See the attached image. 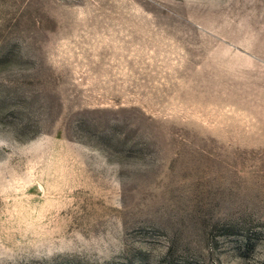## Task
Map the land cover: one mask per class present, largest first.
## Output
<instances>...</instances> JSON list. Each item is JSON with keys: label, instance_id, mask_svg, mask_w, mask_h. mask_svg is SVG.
<instances>
[{"label": "rangeland", "instance_id": "374dc122", "mask_svg": "<svg viewBox=\"0 0 264 264\" xmlns=\"http://www.w3.org/2000/svg\"><path fill=\"white\" fill-rule=\"evenodd\" d=\"M0 264H264V0H0Z\"/></svg>", "mask_w": 264, "mask_h": 264}]
</instances>
